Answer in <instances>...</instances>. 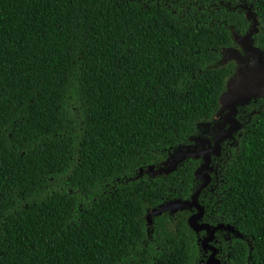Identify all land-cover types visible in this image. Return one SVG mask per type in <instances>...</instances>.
<instances>
[{"label": "trees", "instance_id": "trees-1", "mask_svg": "<svg viewBox=\"0 0 264 264\" xmlns=\"http://www.w3.org/2000/svg\"><path fill=\"white\" fill-rule=\"evenodd\" d=\"M246 7L264 49V0H0V264H204L194 210L146 220L190 199L198 159L139 170L206 136ZM250 117L227 193L198 198L234 227L221 264H264V106Z\"/></svg>", "mask_w": 264, "mask_h": 264}, {"label": "water", "instance_id": "water-1", "mask_svg": "<svg viewBox=\"0 0 264 264\" xmlns=\"http://www.w3.org/2000/svg\"><path fill=\"white\" fill-rule=\"evenodd\" d=\"M245 15L251 20V26L248 31L242 34L232 29L233 39L244 53L242 54L240 48L236 47L223 48L221 61L226 62L233 59L237 62L238 68L234 75L228 79L226 90L219 97L220 108L214 115L213 122L202 123L203 126L207 127L214 123L213 129L219 128L220 131L214 135L213 143L208 137L195 136L192 138V144L180 148L159 166L156 167L154 164H150L146 168H140L139 170L140 175L142 170L151 172L152 175L168 174L176 170L178 165L187 158H199L202 156L203 162L195 169L194 175L197 179L203 180L190 199H172L159 207H153L146 215V220L147 225H152V216L160 215L164 211L175 213L183 209H196L188 217V224L197 233L205 231L202 237H198V241L203 249L211 250L206 264H220V260L216 256L217 248L211 243L215 238L216 230L224 227L233 230L234 227L224 223L211 225L207 222H201L204 206L199 202L198 196L209 181V174L204 171L210 164L211 154H220L221 142L226 138H233L234 135L232 133L241 127L240 121L235 116L238 106L249 103L251 99L264 98V49L257 46L254 40V34L259 31L258 16L250 7H246ZM221 121L229 123V126L222 131L220 128ZM206 144L208 145L206 146Z\"/></svg>", "mask_w": 264, "mask_h": 264}, {"label": "flooded vegetation", "instance_id": "flooded-vegetation-1", "mask_svg": "<svg viewBox=\"0 0 264 264\" xmlns=\"http://www.w3.org/2000/svg\"><path fill=\"white\" fill-rule=\"evenodd\" d=\"M232 47H235V46H232ZM236 48H240V46L237 45ZM240 50H241V48H240ZM243 53L244 52L242 51V54ZM231 60L234 62L235 70L233 73H235L237 68H238V65H237V62L235 60H233V59H231ZM232 75H234V74H232ZM263 106H264V98H260V97L256 98V99H251L249 101V103L244 105V107L238 106L237 113L235 116L240 121V123H245V124L243 126L241 124V127L237 131H234L232 133L234 135L233 138L229 137V138H226L225 140H223L221 142V151H220L219 155L211 154L212 158H211L210 164L204 171L205 173L209 174V181H208L207 185L200 191L198 198L200 197L202 192H204V194L206 196L211 197V194H210L211 192L216 193L215 192L216 188H221L220 183H222L223 187L225 188L224 192L227 193V189H226L227 185H225L227 183L226 182V172H227V169L229 166V158L231 157L232 148H233V146L237 145V143H238L237 136L242 134L241 131L246 128V124H247V122H249V119L251 118L250 114H251L252 110L253 109H261V107H263ZM220 123H221V127H220L221 131L226 129L229 126V123H224L222 121ZM213 125H214V123H212L208 127L204 126V128L206 129V136L205 137L210 138L212 140V143H213L214 135L220 131L219 128L213 129ZM207 145L208 144H206V146ZM197 159H198V165L196 166V168L199 167L203 162L202 156H200ZM202 180L203 179H198L196 189L198 188V186L202 182ZM217 184H219V186ZM195 211H196V209H194V211L190 212V215ZM204 214H205V209H204ZM204 214H203V216H204ZM202 219H203V217H202ZM202 219H201V222L210 223L208 221H203ZM220 223H224V222H220ZM220 223H218V224H220ZM204 234H205V231H204ZM204 234H201L200 236L202 237ZM215 234H216V232H215ZM214 240H215V238H214ZM214 240L211 242L213 245H215ZM216 248H217V246H216ZM206 250H208V252L206 253L205 258L203 259L204 264H206V261L209 257V254L211 253L210 249H206ZM218 251L219 250L217 248L216 256L220 260V257L218 256ZM220 264H221V260H220Z\"/></svg>", "mask_w": 264, "mask_h": 264}]
</instances>
